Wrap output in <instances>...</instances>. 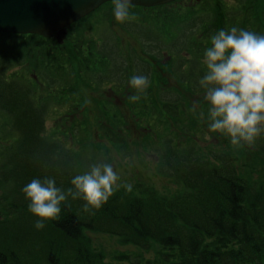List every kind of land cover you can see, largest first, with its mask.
I'll use <instances>...</instances> for the list:
<instances>
[{
    "label": "trees",
    "instance_id": "obj_1",
    "mask_svg": "<svg viewBox=\"0 0 264 264\" xmlns=\"http://www.w3.org/2000/svg\"><path fill=\"white\" fill-rule=\"evenodd\" d=\"M112 9L68 26L62 44L0 33V264H264V134L233 146L211 132L197 83L215 32L264 34V0L133 6L123 23ZM133 75L149 78L145 93ZM108 143L121 160L136 157L120 176L132 191L88 212L69 197L37 229L22 188L53 178L67 190L100 158L118 172ZM91 233L138 252L107 260Z\"/></svg>",
    "mask_w": 264,
    "mask_h": 264
},
{
    "label": "clouds",
    "instance_id": "obj_2",
    "mask_svg": "<svg viewBox=\"0 0 264 264\" xmlns=\"http://www.w3.org/2000/svg\"><path fill=\"white\" fill-rule=\"evenodd\" d=\"M111 2L117 22L131 18L133 0ZM202 64L204 74L197 83L208 105L209 130L226 136L233 146L254 143L264 134V34L235 26L218 30L210 38ZM128 83L138 93H145L149 78L133 75ZM139 99V95L129 97L133 103ZM120 180L113 164L100 158L75 175L67 190L57 187L55 179L45 178L31 180L22 192L29 212L37 218L35 227L42 229L59 217L61 205L69 197L82 199L83 211L88 212L102 207L121 187L131 192L132 185Z\"/></svg>",
    "mask_w": 264,
    "mask_h": 264
},
{
    "label": "water",
    "instance_id": "obj_3",
    "mask_svg": "<svg viewBox=\"0 0 264 264\" xmlns=\"http://www.w3.org/2000/svg\"><path fill=\"white\" fill-rule=\"evenodd\" d=\"M179 0H133V6L154 8ZM111 0H0V33L56 36Z\"/></svg>",
    "mask_w": 264,
    "mask_h": 264
},
{
    "label": "rangeland",
    "instance_id": "obj_4",
    "mask_svg": "<svg viewBox=\"0 0 264 264\" xmlns=\"http://www.w3.org/2000/svg\"><path fill=\"white\" fill-rule=\"evenodd\" d=\"M184 3H181V5H183ZM176 6V5H175ZM120 28V27H118ZM119 34L128 42V43H134L133 39H131L129 36H127L124 32L118 30ZM83 92H92L90 89H88L87 87H82ZM89 97H95V95H89ZM97 112H94V114L91 115V119L92 122L94 123V118L96 116ZM48 125H49V129L54 130L55 129V116L52 115L49 119H48ZM212 141V138L209 142ZM109 148H111V153L112 155L116 158V160L118 161V163H120V166L118 168V173L120 174L121 177H131L132 176V166H130V163L132 161L136 162V157L134 156L131 160H127V163H124V160H121L120 158L117 157V151L115 149H113L111 147V145L108 143L107 144ZM132 147V146H131ZM133 155V152H132ZM121 160V161H120ZM137 164V162L135 163ZM144 176H150L151 175V170H144L143 171ZM153 181L159 186L161 187L162 185V180L158 177V178H153ZM91 238L94 240L95 246L100 250V251H104L107 253L108 259L107 260H112L114 259L113 257H115L118 253H125V254H129V255H133V253H137L138 250L134 247L128 246V247H124L121 246L118 243V240L114 237H110L107 235H101V234H90ZM152 253L150 254H146V257H151Z\"/></svg>",
    "mask_w": 264,
    "mask_h": 264
},
{
    "label": "bare ground",
    "instance_id": "obj_5",
    "mask_svg": "<svg viewBox=\"0 0 264 264\" xmlns=\"http://www.w3.org/2000/svg\"><path fill=\"white\" fill-rule=\"evenodd\" d=\"M109 3V2H108ZM164 6V5H163ZM98 10V9H97ZM89 16V15H88ZM74 25V24H73ZM6 34V33H5ZM11 35V34H10ZM42 37V36H41Z\"/></svg>",
    "mask_w": 264,
    "mask_h": 264
}]
</instances>
